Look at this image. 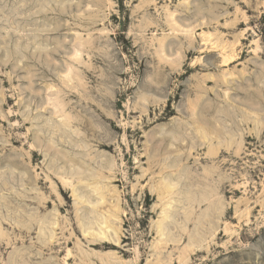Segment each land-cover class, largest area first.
<instances>
[{"label":"rangeland","instance_id":"obj_1","mask_svg":"<svg viewBox=\"0 0 264 264\" xmlns=\"http://www.w3.org/2000/svg\"><path fill=\"white\" fill-rule=\"evenodd\" d=\"M0 231V264H264V0H0Z\"/></svg>","mask_w":264,"mask_h":264},{"label":"bare ground","instance_id":"obj_2","mask_svg":"<svg viewBox=\"0 0 264 264\" xmlns=\"http://www.w3.org/2000/svg\"><path fill=\"white\" fill-rule=\"evenodd\" d=\"M171 15H172V14H170V16H171ZM171 17H172V16H171ZM169 19H170V18H169ZM177 27H179V26H177ZM188 31H191V30H187V32H186V29H185V32H186L185 34H186V35L188 34ZM181 32H182V31H181ZM182 33H184V32H182ZM188 35H189V34H188ZM187 37H188V36H187ZM188 43L191 45V41H190V39L188 40ZM159 44H160V43H159ZM162 44H163V41H162ZM161 48H162V47H161ZM231 52H232V51H231ZM224 54H226V52H225ZM158 57H160V56H158ZM172 57H173V56H172ZM172 57H170V59H171ZM178 57H179V56H178ZM170 59H167V60H170ZM221 59H222V58H221ZM159 60H160V58H159ZM161 60H162V58H161ZM175 60H176V57H175ZM233 60H234V55H233V54H230V55H227V57L225 56L221 61H222V63H223L224 65H226V64L232 62ZM163 61H165V60H163ZM171 61H172V62L174 61L173 58H172ZM171 61H170L169 64L172 63ZM168 62H169V61H168ZM168 62H167V63H168ZM176 62H177V60H176ZM172 64H173V63H172ZM174 64H175V61H174ZM177 64H178V62H177L175 65H177ZM69 68H70V67H69ZM71 72H72V71H71ZM70 74H71V73H70ZM65 75H66V74H65ZM71 75H74V73L71 74ZM76 75H77V74H76ZM66 76H67V78H68V74H67ZM66 76H65V77H66ZM69 76H70V75H69ZM72 78H74V77L72 76ZM70 79H71V78H70ZM67 82H68V81H67ZM226 82H227V81H226ZM49 87H50V86H49ZM51 87H52V86H51ZM68 87H69V86H68ZM225 95H226V94H225ZM50 103H51V102H50ZM63 104H64V103H62V106H63ZM64 105H65V104H64ZM57 106H59V105H57ZM57 106H56V108H57ZM54 107H55V106H54ZM54 107H53V109H54ZM60 107H61V105H60ZM63 108H64V107H62V110H63ZM60 109H61V108H59V110H60ZM62 110H61V112H62ZM55 111H56V110H55ZM55 111L53 110L54 113H55ZM57 111H58V110H57ZM56 114H57V113H55V115H56ZM255 114H256V113H255ZM255 114H254V116H255ZM65 115H67V114H65ZM258 115H259V114L257 113V116H258ZM58 116H59V115H58ZM245 116H246V114H245ZM254 116H253V117H254ZM257 116H256V118L254 117L256 120H255L254 118H253V119H254V120H253L252 117H251V119L255 122V125H256V123H257L256 121H258V120H257ZM67 117H68V119H69V116H67ZM67 117H66V118H67ZM73 117H74V116H73ZM243 117H244V115H243ZM258 117L260 118V115H259ZM62 118H63V117H62ZM62 118H61V119H62ZM217 118H218V117H217ZM217 118H216V120H217ZM259 118H258V119H259ZM61 119H60V121H61ZM64 119H65V118H64ZM71 119H72V117H71ZM242 119H244V118H242ZM245 119H247V118H245ZM248 119H250V118L248 117ZM69 120H70V119H69ZM72 120H73V119H72ZM72 120H71V121H72ZM216 120H215V121H216ZM221 120H222V119H221ZM65 121H66V120H65ZM218 121H219V119H218L216 122H218ZM223 121H224V120H223ZM223 121H222V122H223ZM245 121H246V120H245ZM253 121H252V122H253ZM50 122H51V121H50ZM52 122H53V121H52ZM61 122H62V121H61ZM219 122H220V121H219ZM258 122H259V121H258ZM262 122H263V121H262ZM48 123H49V122H48ZM51 124H52V123H51ZM57 124H58V123H57ZM63 124H64V122H63ZM66 124H68V123L66 122ZM66 124H65V125H66ZM69 124H70V123H69ZM217 124H218V123H217ZM258 124L260 125V124H261V121H260ZM220 125H221V124H220ZM226 125H227V124H226ZM259 125H258V126H259ZM53 126H54V125H52V127H53ZM67 126H68V125H67ZM52 127H51V128H52ZM54 127L57 128L58 125H57V126H54ZM58 128H60V127H58ZM58 128H57V130H58ZM217 128H218V127H217ZM203 129H204V128H203ZM203 129L201 128L200 130H203ZM213 129H214V128H213ZM223 129H224V128H223ZM53 130L56 131V129H53ZM209 130H210V129H209ZM214 130H215V129H214ZM214 130H213V131H214ZM216 130H217V129H216ZM218 130H219V129H218ZM226 130H227V129H226ZM203 131H206V130L204 129ZM203 131H200V134H201V132H202V136H201V138H202V139H205V140H208V141L211 142V140H212L213 138L210 137V136H211L210 133L207 134V133H208V130H207L206 134H205V133L203 134ZM221 131H222V130H221ZM221 131H220V133H223V134H224V132H221ZM223 131H224V130H223ZM50 132H52V131L50 130ZM209 132H211V131H209ZM215 132H216V131H215ZM215 132H214V136H215ZM225 132H226V131H225ZM227 132H229V131L227 130ZM227 132H226V133H227ZM226 133H225V135H226ZM63 134H64V133H63ZM223 134H221V135H223ZM61 135H62V134H61ZM64 135H68V134L65 133ZM212 135H213V134H212ZM230 135H231V134H230ZM227 136H228V135H227ZM227 136H226V137H227ZM61 137H62V136H61ZM209 137H210V138H209ZM218 137H221V136H218ZM218 137H215V138L217 139V145H220V144H221V146H222V142H221V141H223V140H221V138L218 139ZM223 137H224V136H223ZM226 137H225V138H226ZM232 137H233V136H231V138H232ZM66 138H67V137H66ZM70 138H72V137H70ZM231 138L228 139V137H227V139H225V141L227 140V144H230V143L232 142V141H231ZM62 139H64V138H62ZM68 139H69V138H68ZM66 140H67V139H66ZM229 140L231 141L230 143L228 142ZM69 141H71V140L69 139ZM225 141H223V142H225ZM50 142H51V140H50ZM50 142H49V143H50ZM63 142L65 143V141H63ZM72 142H73V141H72ZM49 143H48V144H49ZM70 143H71V142H70ZM51 144H52V143H51ZM227 144H226V145H227ZM99 145H100V144H99ZM36 146H37V145H36ZM213 146H214V145H213ZM47 147H48V146H47ZM50 147H51V146H50ZM50 147H49V148H50ZM222 147L225 148L224 145H223ZM226 147H227V146H226ZM209 148H210V147H209ZM210 149H211V148H210ZM217 149H218V148H217ZM213 150H216V149H213ZM213 150H212V151H213ZM209 151H210V150H209ZM216 151H217V150H216ZM49 152H50V151H49ZM52 152H53V151H52ZM52 152H51V153H52ZM59 152H60V151H59ZM215 153H216V152H215ZM60 154H61V153H60ZM44 155H45V154H44ZM55 155H56V154H55ZM58 155H59V154H58ZM58 155H56V156H58ZM63 155H64V153H63ZM59 156L61 157V155H59ZM60 157H57V159H58V158L61 159ZM52 158H53V157H52ZM54 158L56 159V157H54ZM54 158H53V159H54ZM65 158H66V157H65ZM68 160H70V158H69ZM65 184H66V183H65ZM165 187L170 188V185H166ZM94 190H96V189H94ZM100 198H102L101 195H100ZM83 199H84V198H83ZM85 200H86V199H85ZM80 202H81V199H80ZM83 202H84V201H83ZM83 202H82V203H83ZM87 202H88V201H87ZM85 203H86V202H85ZM98 203H99V202H98ZM101 203H102V201L100 202V204H101ZM165 215H166V214H165ZM164 217H165V216H164ZM166 217H167V216H166ZM34 220H37V219H34ZM37 222H38V220H37ZM37 222H36V223H37ZM106 222H107V221H106ZM38 224H40V221H39ZM106 224H107V223H106ZM106 226H107V225H106ZM106 226H105V227H106ZM108 226H109V225H108ZM110 226H111V225H110ZM27 228H28V227H27ZM40 228H41V224H40ZM106 228H107V227H106ZM1 229H2V228H1ZM20 229H21V228H20ZM18 230H19V229H18ZM0 232H1V231H0ZM2 232H3V231H2ZM25 233H26V232H25ZM97 233H100V231H98ZM103 233H104V232H103ZM3 234H4V232H3ZM3 234H2V235H3ZM3 236H5V235H3ZM49 236H50V235H49ZM51 236H53L52 233H51ZM94 236H98L97 239L103 240V241H104L103 243H106V242H107V241H106L107 236H106L105 233L102 234V232H101L99 235L96 234V235H94ZM45 237H46V236H45ZM52 238H53V237H52ZM52 238H50V240H51ZM102 238H103V239H102ZM43 239H44V238H43ZM43 239H41V240H43ZM46 239H48V238H46ZM95 239H96V238H95ZM41 240H40V241H41ZM3 241H4V240H3ZM93 241H94V240H93ZM98 241H99V240H98ZM6 242H7V241H6ZM41 242L44 243V240L41 241ZM46 242H47V240H46ZM4 243H5V241H4ZM43 243H41V244L43 245ZM51 243H52V242H51ZM107 243H109V242H107ZM109 244H110V243H109ZM0 245H1V243H0ZM45 245H46V243H45ZM40 248H41V247H40ZM40 248H39V249H40ZM39 249H38V250H39ZM45 249H46V248H45ZM36 251H37V250H36ZM39 252H40V251H39ZM39 252H36V253H39ZM17 253L19 254V252H17ZM17 253H16L15 255H17ZM68 253H69V252H68ZM25 254H27V253H25ZM25 254H23V255H25ZM25 256H27V255H25ZM25 256H23V259H24ZM14 257H16V256H14ZM17 257H18V256H17ZM27 257H28V256H27ZM18 258H20V257H18ZM21 258H22V257H21ZM26 259H27V258H26ZM26 259H24V260L26 261ZM29 259H30V258H29ZM14 260H16V258H14ZM14 260H13V262L16 263ZM21 261H22V260H21ZM18 262H19V261H18ZM18 262H17V263H18ZM23 262H24V261H23ZM24 263H25V262H24ZM8 264H9V263H8ZM10 264H11V263H10ZM20 264H22V263H20Z\"/></svg>","mask_w":264,"mask_h":264}]
</instances>
